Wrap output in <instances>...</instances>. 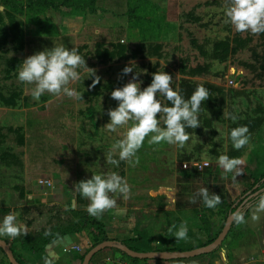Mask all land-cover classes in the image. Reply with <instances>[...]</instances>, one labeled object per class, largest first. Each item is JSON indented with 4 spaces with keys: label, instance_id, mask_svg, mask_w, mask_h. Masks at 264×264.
Here are the masks:
<instances>
[{
    "label": "rangeland",
    "instance_id": "obj_1",
    "mask_svg": "<svg viewBox=\"0 0 264 264\" xmlns=\"http://www.w3.org/2000/svg\"><path fill=\"white\" fill-rule=\"evenodd\" d=\"M226 7V0H0V218L15 214L31 236L44 231L55 238L64 230L74 231L84 251L100 237L97 224L110 239L128 235L144 253L150 251L144 246L161 247L162 252L182 248L185 241L177 240L169 228L185 220L188 240L216 239L225 223V207L264 173V37L237 33L226 22ZM235 38L246 41L236 55L224 62L210 58L215 42ZM116 42L126 45L128 54L140 44L145 48L127 61L97 64L92 59L97 44L110 49ZM61 45L78 49L100 82L92 87V73L81 68V80L69 86L83 95V101L46 93L37 102L32 86L18 82L21 63ZM182 65L205 67L206 72L182 74ZM125 66H132L133 72L122 75ZM158 71L172 75L174 90L181 79L210 90L201 104V127L187 129L191 139L184 148L149 145L146 140L136 167L123 161L119 167L107 164L105 156L125 131L101 129L110 122L108 110L118 107L111 92L135 75L143 90L150 85L147 77ZM12 94L18 96L16 106L5 107L2 98ZM239 126L249 128L251 139L237 151L230 131ZM221 155L244 161L243 174L235 182L231 173L224 178L217 164ZM111 172L127 180L131 199L115 194L117 209L124 213L113 209L96 219L74 185ZM201 188L219 195L222 203L215 209L207 208L200 197L190 203ZM256 206L213 254L171 264H264V212L253 221ZM23 237L27 236L0 239L18 251ZM111 257L112 262L120 258L135 264L117 252ZM0 264H7L1 251Z\"/></svg>",
    "mask_w": 264,
    "mask_h": 264
},
{
    "label": "clouds",
    "instance_id": "obj_2",
    "mask_svg": "<svg viewBox=\"0 0 264 264\" xmlns=\"http://www.w3.org/2000/svg\"><path fill=\"white\" fill-rule=\"evenodd\" d=\"M225 15L237 33H250L252 35L264 34V0H226ZM12 54L10 53L9 56ZM131 65L134 61L129 62ZM87 69L94 77L92 87L100 82L96 70L86 66V60L73 47L69 50L64 46H54L51 50L45 49L27 57L20 66L17 79L24 85H31V96L39 102L43 95L66 96L69 99L83 101V95L69 85L81 80L79 69ZM133 72L132 66H125L122 75ZM139 75L132 77L121 88L111 92V98L118 102V107L110 109L107 115L110 122L103 128L110 133H117L125 129L122 138L111 145L105 156L106 163L119 167L121 161L131 167L139 165L137 153L143 147L145 141L149 145L167 143L169 145L184 148L191 139L187 129H196L200 126L199 114L201 104L210 97V90L204 86H198L189 99H185L172 87V75L156 72L152 75L151 84L143 90L142 82H136ZM159 97H164L171 106H166ZM163 117L159 119L158 117ZM235 121L236 116H230ZM163 125V126H162ZM249 128L247 126L235 127L230 131V140L237 151L250 144ZM118 157V158H117ZM218 166L227 174H232L233 182L236 177L243 174L241 158H230L221 155L217 160ZM74 192L89 201L87 212L90 216L101 219L107 211L117 209V201L114 197L119 194L124 200L131 199V186L127 180L117 172L107 175L94 174L91 179L80 181L74 185ZM200 197L207 208L215 209L222 203L219 195L210 193L208 188H201L190 198V203L195 204ZM124 209H117V214H123ZM264 212V196H260L253 221L260 219L259 213ZM236 221L243 223V217L237 213ZM175 231L173 232V230ZM177 240L188 239V222L182 221L177 228L173 224L169 228ZM46 232L45 235H50ZM28 235V228L17 222L15 214H8L0 222V237L7 236L15 239ZM67 237L58 234L52 241L54 246H66ZM58 257H45L44 264H55Z\"/></svg>",
    "mask_w": 264,
    "mask_h": 264
},
{
    "label": "trees",
    "instance_id": "obj_3",
    "mask_svg": "<svg viewBox=\"0 0 264 264\" xmlns=\"http://www.w3.org/2000/svg\"><path fill=\"white\" fill-rule=\"evenodd\" d=\"M260 36L264 37V34H260ZM263 41H264V39H263ZM192 44H193V46L196 45V47L199 49L201 55H203V56L207 55L206 52L203 50V47H199L197 45V43L194 42V40H192ZM245 44H246V41L242 40L240 38H235V39H233V41H230V42L229 41L215 42L213 44V49H212V52L210 54V58L212 60L224 62L225 60L228 59V57L236 55L241 50V48L245 46ZM144 48H145V46L143 44H140L135 48V50H132V51L130 50V52L128 54L129 48L126 45L121 44L120 42L111 43L110 49L104 48V46L101 43H99V44H97V47H96L94 53L92 54V59L95 60L97 64H107V63H110L113 61H127L131 58H135L137 52L143 51ZM157 48H159V47L156 46L155 49H157ZM78 52L80 54V51H78ZM93 65L94 64H91L89 66H93ZM180 71L182 74H186L189 76H195V75H200V74L206 72V68L200 67V66H197L195 68H186V66L182 65L180 67ZM147 78L149 80V83L151 84L152 77H150V78L147 77ZM196 88H197L196 85H194L189 80L181 79V81L179 83V87H178V92L185 99H189L190 96L192 95V93L196 90ZM16 97H18V96L15 94H12L7 99L2 98L4 106L9 107V108L15 107L16 106V103H15ZM165 105L171 106V104L167 100H166ZM260 196H264V173H262L260 176L254 177L252 179V181L240 193V195L238 197H236V199L233 202H231L229 205H227L225 207V220L227 219V217L233 215V221L231 224L230 231L240 224L236 221V218H235L236 214L239 213L243 217V220H244L247 217V215L249 214L250 210L258 204V200H259ZM2 220L3 219L0 218V222H2ZM97 228L100 231V233H99L100 237L95 238L97 240L92 245V247H94L97 244H100L104 241H113L114 246L112 248H110V250L115 251L117 253H120L122 256L127 258V260H129L131 263L137 264L139 262L147 261V260L132 259V258L128 257L126 255V253L124 252V248H128V249L135 251V252H143V250L140 249V247H135L132 245L134 243V240H132V239H123V240L110 239L109 237L105 236L106 234L102 230V225L97 224ZM230 231H229V233H230ZM69 232H71V230L70 231L64 230L61 234H66ZM50 233H51L50 235L46 236L45 232L43 231V233H40L38 235L23 237L24 239H22L19 244L21 245V247H23L25 249L30 248L31 251L38 252V251L42 250L46 244L52 242V240L54 239V237H51L52 234H54V233H52V232H50ZM188 235L190 236V233H188ZM214 240L215 239L203 243L201 241L193 242V241H190L187 239V240H183L185 242L183 243L182 248L173 247V248L166 249L165 251L171 252V253H184L187 251H192L194 249H201L199 256L210 255V254H213L219 248V246H214L212 244ZM23 248H21V249H23ZM91 248L86 250L84 252V254L82 256H80V262H82L84 255ZM144 248L149 249L150 250L149 253L162 252L161 247L144 246ZM10 249L13 253L15 260L17 261V264H27V262L19 254V252L16 251V249H14L13 244L10 245ZM204 249H207L208 251L206 252V251H204ZM98 253H100V252H98ZM97 254H95L93 256L92 260L90 261V264L92 263L93 259L95 258V256ZM3 256H4L7 264H10L8 262L6 256L4 254H3ZM187 258H189V257L183 255V257H181L180 259H187ZM174 259H179V258H174ZM157 260L163 261L162 259H157Z\"/></svg>",
    "mask_w": 264,
    "mask_h": 264
},
{
    "label": "crops",
    "instance_id": "obj_4",
    "mask_svg": "<svg viewBox=\"0 0 264 264\" xmlns=\"http://www.w3.org/2000/svg\"><path fill=\"white\" fill-rule=\"evenodd\" d=\"M50 185L51 184L49 183L46 189H48L49 188L48 186ZM73 232L74 231H71L69 233L61 235V237H67L66 246H54L52 245V242H50L46 244L43 247V249L38 252H34V251H31L30 248L25 249L23 247H22L23 248L22 251L20 249L18 250V252L23 257V259L27 262V264H44L45 257H58V259L55 260V264H81L80 256H82L85 251L83 247H79L80 245L78 244V240L75 237V235L72 234ZM40 233H43V232L40 231L38 234ZM76 233H79V232H76ZM26 236H31V234L29 233ZM115 239L123 240V239H130V237H128L127 235L126 237L124 236L123 238H115ZM9 245H11V243H9ZM98 254H99L98 257H95L91 264H111V263L112 264H125L126 263V260H123L120 258L112 262L111 259L113 257L111 256L112 254L116 256V252L110 249L102 250ZM177 260H184V259L179 258V259L163 260V261L158 260L155 262V264H171L173 261H177ZM147 261L153 262L155 261V259H151Z\"/></svg>",
    "mask_w": 264,
    "mask_h": 264
},
{
    "label": "water",
    "instance_id": "obj_5",
    "mask_svg": "<svg viewBox=\"0 0 264 264\" xmlns=\"http://www.w3.org/2000/svg\"><path fill=\"white\" fill-rule=\"evenodd\" d=\"M233 221V215L227 217L225 220V223L222 227L221 232L218 234L216 239L213 241L214 246H220L226 236L228 235L231 224ZM114 246L113 241H104L100 244H97L96 246L92 247L85 255L81 262V264H90V261L92 260L93 256L97 254L98 252L110 249ZM0 250L3 252V254L6 256L8 262L10 264H17V261L15 260L13 253L10 249V245L8 242H6L3 239H0ZM204 251H208L207 249H204ZM124 252L126 255L132 259H139V260H151V259H162V260H172L174 258H181L183 255L189 257V258H195L200 255L201 249H194L192 251H187L184 253H171V252H159V253H144V252H135L128 248H124Z\"/></svg>",
    "mask_w": 264,
    "mask_h": 264
},
{
    "label": "built area",
    "instance_id": "obj_6",
    "mask_svg": "<svg viewBox=\"0 0 264 264\" xmlns=\"http://www.w3.org/2000/svg\"><path fill=\"white\" fill-rule=\"evenodd\" d=\"M42 183H43V182H42ZM42 183H41V184H42Z\"/></svg>",
    "mask_w": 264,
    "mask_h": 264
}]
</instances>
